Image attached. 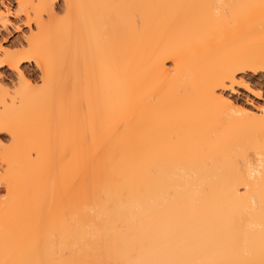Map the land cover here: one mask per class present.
I'll return each mask as SVG.
<instances>
[{"label": "bare ground", "instance_id": "1", "mask_svg": "<svg viewBox=\"0 0 264 264\" xmlns=\"http://www.w3.org/2000/svg\"><path fill=\"white\" fill-rule=\"evenodd\" d=\"M15 1L0 264H264V0Z\"/></svg>", "mask_w": 264, "mask_h": 264}, {"label": "rangeland", "instance_id": "2", "mask_svg": "<svg viewBox=\"0 0 264 264\" xmlns=\"http://www.w3.org/2000/svg\"><path fill=\"white\" fill-rule=\"evenodd\" d=\"M0 7L3 9L5 18V26L0 25V41L8 45L10 43L17 44L23 42L24 36L28 33V28L23 23L20 14L15 13V0H0ZM23 69L26 76L32 81L36 80L39 71L31 62H23ZM259 72V73H258ZM251 74L249 72L242 73L241 77L250 86V89H245L244 86L235 84L233 90L226 89L227 95L239 106L250 110L264 108V70ZM15 73L6 66H0V79L3 83L11 85L16 79ZM12 81V82H11ZM0 138L6 142L7 135L0 133ZM4 192L0 185V194Z\"/></svg>", "mask_w": 264, "mask_h": 264}]
</instances>
